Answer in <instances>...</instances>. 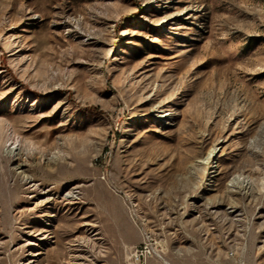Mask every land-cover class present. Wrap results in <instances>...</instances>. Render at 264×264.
Instances as JSON below:
<instances>
[{"label":"rangeland","instance_id":"374dc122","mask_svg":"<svg viewBox=\"0 0 264 264\" xmlns=\"http://www.w3.org/2000/svg\"><path fill=\"white\" fill-rule=\"evenodd\" d=\"M31 259L264 264V0H0V264Z\"/></svg>","mask_w":264,"mask_h":264},{"label":"bare ground","instance_id":"6f19581e","mask_svg":"<svg viewBox=\"0 0 264 264\" xmlns=\"http://www.w3.org/2000/svg\"><path fill=\"white\" fill-rule=\"evenodd\" d=\"M215 151H216V148H213L212 150H211V153L210 154H214L215 153ZM67 195L68 196H71V194H69V193H67ZM37 234H41V232H37ZM44 236V235H43ZM41 238H44V237H41ZM29 243H31V244H38L36 241H30ZM42 253V251H40V250H34L33 252H32V256H38L39 254H41ZM34 259H31L30 260V262H29V264H32L31 263V261H33Z\"/></svg>","mask_w":264,"mask_h":264},{"label":"built area","instance_id":"2783aa9c","mask_svg":"<svg viewBox=\"0 0 264 264\" xmlns=\"http://www.w3.org/2000/svg\"><path fill=\"white\" fill-rule=\"evenodd\" d=\"M134 254L138 259H142V257L144 258L147 256V251L144 247L141 246L135 249Z\"/></svg>","mask_w":264,"mask_h":264}]
</instances>
